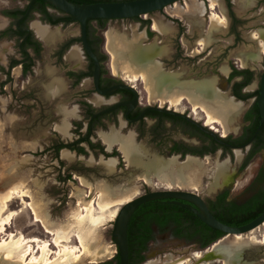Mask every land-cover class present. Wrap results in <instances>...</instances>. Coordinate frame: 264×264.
I'll return each mask as SVG.
<instances>
[{"label": "rangeland", "instance_id": "obj_1", "mask_svg": "<svg viewBox=\"0 0 264 264\" xmlns=\"http://www.w3.org/2000/svg\"><path fill=\"white\" fill-rule=\"evenodd\" d=\"M215 1L220 10L219 8H215L216 10L211 9L209 6L211 1L205 0L211 10L210 14L214 12L226 16L223 9L225 1ZM233 1V9L236 15L245 21V25L241 28V38L238 41H235L234 37L229 34V24L222 26L213 22L210 14L209 16L204 15L206 12L201 16L198 14L191 15L187 12V4L196 8V5L202 2L200 0H181L166 7L163 12L141 16L142 19L151 20L150 29L154 32L152 41L164 50L163 55L155 58L156 61L169 69L168 71L165 70L162 65L165 71L178 74L181 82H194L182 80L181 72H184L186 77L216 75L219 77L224 89L218 78H214L217 79L222 90L226 91L229 84L227 82L228 69L230 70L233 66L240 68V64L242 67L246 66L248 62L245 57L254 54L250 59L256 64L251 63L248 67L255 71V80L246 91L256 90L261 71L264 68V54H260V46L258 50V44L250 39L249 30L264 27V19L259 11H254V8H252L254 6H243L241 4L242 0ZM254 1L256 2V0ZM247 3L249 4L251 1H246L245 4ZM26 5L23 0H0V31L10 24V20L3 14L6 10L24 8ZM34 20L39 21L40 16L35 14L32 21ZM207 20L209 21L207 22ZM32 21H30V24ZM153 23H158L163 28V32L153 30ZM93 25L96 24L93 23ZM108 30L129 36L133 31L147 32V28L141 27V24L137 21L126 19L111 20L107 23L105 29L101 31V35L104 40L103 51L107 57L105 67L108 71L113 72V57L106 49L105 32ZM79 36L80 27L78 24L61 27L59 37L55 42L50 45L42 43V46L43 44L45 46H43L41 57L37 61L33 73L25 77L21 73V67L13 69L10 83L4 87L0 86V211H2L3 219L15 213L12 223L1 234L0 238L5 240L10 233H13L16 234L15 240L37 237L42 241L54 242L60 230L70 228V233L64 237L66 241L62 242L61 246L54 243L51 245L53 253L48 258L53 260L57 258V262L61 261L64 257L60 256V252L62 253L65 247L79 246L78 235L79 233H85L87 237L86 245L90 247L93 258L85 259L83 264H93L106 261L115 256L117 247L112 241L111 231L118 207L140 193V183H144L142 180H150V183L157 182L158 187L161 185L171 186L172 188H175L176 185L185 188L199 187V191L204 190L207 194L210 193V187L212 191H215L212 188V182L215 166L220 160L207 157L202 160L204 167L196 172L166 173L161 177H156L157 180L152 181V178L155 177L154 174H151L149 179L145 178L146 173L144 170L139 166L127 163L120 154L117 145L107 149L100 134L114 128L110 127L109 124H106L107 126L105 125L103 129H97L94 141L101 139L100 141L107 153L117 151L118 154L113 158H116L118 163L116 170L113 172L107 169L105 156L90 151L86 144H82L87 151L86 155L77 157L75 153L69 151L73 154L72 159L64 158L62 151H60L58 157L54 155L53 151H49L47 147L52 142L70 143L79 138L72 130L75 129V122L82 121L78 112L79 103L83 97V92L91 84L86 81L83 85L80 84L75 87L66 79L65 72L68 69H84L87 60L78 43H75L73 47L79 50V59L71 57L69 55L70 50L65 53L62 64H59L53 57L54 50L60 43ZM177 40L181 45L183 55L195 59L194 62H179L177 67L173 66L171 56ZM197 41L201 47L200 49ZM145 42L151 43L147 41V38ZM5 44H9L10 49L6 52L5 62L0 60V84L8 79L3 69L5 71L9 70V60L12 57L19 58L15 40L0 39V49ZM117 47L119 51L125 49L123 43H119ZM201 51H203L201 54H196ZM116 58L119 68L115 74L118 79H124L135 85L142 103L146 104L147 101H150L152 105H155L156 103L167 102L177 109H187L188 112L190 111L188 108L190 105L194 112L192 116L198 119L202 118L201 113H199V111H202L194 109L186 99L177 101L153 95L149 87L146 86L143 74L132 72L126 58L121 56ZM56 84L60 86L59 91L55 89ZM98 101L96 103L100 102ZM66 112H73L74 115H67ZM202 113L204 114V112ZM217 118L222 122L219 116ZM65 120L70 122L69 135L59 129ZM206 120L210 125L218 124L221 126L224 134H227L230 130H235V123L237 122L225 127L220 123H210L207 117ZM86 124V122L83 123L84 131ZM124 126V122H121L118 127L120 133L123 135L132 133L136 140V131L130 129L127 132L128 129H125L126 131L123 133ZM147 142H149L148 138L139 139L138 141L143 146ZM161 155L168 156L165 153H161ZM225 160L229 161V159ZM240 161H237L235 155V162L239 163ZM232 167L234 168V166ZM68 176L71 179L64 182L63 178ZM187 181H190V183L185 186L184 183ZM244 182L245 180L237 176V181L234 184L240 186ZM33 208L40 213L41 218L47 220L53 233L47 232L41 223L35 222ZM220 240H223L224 244L229 245L231 249H235L239 245L244 246L243 262L254 261L252 263L258 264L256 261L264 260V230L262 228L260 230V227L245 235L225 236ZM13 244L4 250L5 254L11 253L12 255H10V258L7 255L8 259L0 255V264H22L24 261L29 262L32 257L40 258L42 256V252L38 249V243H31L20 249H16ZM30 245L32 246L30 247ZM29 249L32 253L23 257L24 261H22L21 255L23 256L25 251ZM105 249L110 250L109 254H103ZM185 250L189 253L196 251L182 249L175 245H153L149 248V255L146 257L145 262L164 260L167 254Z\"/></svg>", "mask_w": 264, "mask_h": 264}, {"label": "flooded vegetation", "instance_id": "obj_2", "mask_svg": "<svg viewBox=\"0 0 264 264\" xmlns=\"http://www.w3.org/2000/svg\"><path fill=\"white\" fill-rule=\"evenodd\" d=\"M23 1H25L27 4L26 0ZM200 1H202L205 8H207L205 11L206 13L204 15L209 16L211 12L209 8L210 4L208 6L205 0H200ZM224 1H225L226 9L223 6V4L222 3L221 4L223 6L224 13L227 16V20H228L227 24H229V34L234 37L235 41L236 40L238 41L241 38V28L245 25V21L236 15L233 9L234 7L233 0H224ZM246 1H251V3L245 4ZM241 4L243 6H250V7L254 6L252 7L254 8V11L255 10L259 11V14L264 19V0H256V2L254 0H242ZM29 5L26 14L29 12V9L31 8V7L29 8ZM217 8H219L220 10V7L217 6L216 9ZM164 10L165 9H163L160 12H163ZM35 14L40 16L39 13H35ZM24 17L25 16H22L18 19V21H16V26L19 25V22H21ZM7 18L10 20V24H11L12 18L11 17H7ZM209 20H207V22ZM30 21L27 23L28 25L27 27L22 25L20 28L23 32H26L22 37V41L28 39V37L30 36V31L33 32L34 38L41 43L42 50L39 56L40 59L43 51V46L45 45L43 44L42 46V43L44 42L41 39H39L38 36H36L35 32L31 28ZM39 21L43 24H48L46 22H43L41 19ZM75 23L78 24L77 22H73L71 24H75ZM93 23H95L96 25H93ZM93 23L92 25L94 26V28L97 29L96 36L102 37L101 31H103V29L98 28L96 22ZM59 25H61L62 27L68 26V25L64 26L63 24H59ZM258 29L264 30V27H257L252 30L250 29L249 36L251 40L255 41L258 44V50H259V46L261 50V45L259 41L251 37V32L253 30H258ZM150 32H152V35L150 34ZM145 33H146L147 41L153 42L152 37L154 35V32L151 31L150 27L149 29L147 28V32ZM10 40H14V39H10ZM72 41H76V42H74L68 48H66V45ZM75 43L80 44L79 37L70 38L60 43L56 47L53 53V57L59 64H62L64 62L63 60L65 53H67ZM103 45H104V40L99 45L98 51L99 54L105 55L103 51ZM197 45L199 46L200 49L201 47L198 44V41H197ZM258 50L256 51V53L258 52ZM203 51L196 54H201ZM28 53L32 54L31 48L28 49ZM83 53L87 60V64L85 68L77 69V70L68 69L65 72L66 79L69 80L71 84L75 85V87L80 84L83 85V83H85L86 81H89L91 84L90 87L86 89L85 92H83L82 95L83 97L79 103L78 112L80 114V118L82 119V121L75 122L74 123L75 129L72 130V132L74 134H77L79 138L71 142L76 143L78 140L84 139V141L86 142H81L80 145L82 146V144H86L87 148L91 151L90 146L87 143L88 139H90L94 143L98 141L101 142L100 141L101 139H97L94 141V138H96L97 129L99 128L103 129L106 124H109L110 127L118 128L121 122H124L125 126L122 132L125 133L124 132L126 131L125 129H128L127 132L130 131V129L135 130L136 134L135 133L134 134L136 136L137 142L139 141V139L148 138L149 142L145 143L144 146L147 148V150L149 151L151 150L150 153L152 152V154H156L167 159L175 157L177 158V160L179 159L178 161L180 162L184 161L188 156L197 158L199 160H204L207 157L212 158L214 160L217 158L220 161L229 159L231 165L234 166V168L233 167L232 168L234 169L235 176L241 177L243 180H245V182L240 186H237L236 184L226 185L222 188L221 187L217 188V190L215 189V191H212L210 187V193L206 194L204 190L199 191V187L185 188L178 185H176L175 188H172L171 186L166 187L163 185L158 187L157 182L150 183V180L147 181L141 179L142 181H144V183H140L141 185L140 193H148L153 190H162V189H174V190H182V191L196 193L199 197L202 198L208 210L212 214H213L212 211H215L217 215L224 217L227 216L232 218L233 225L231 226H234V224H241V225L248 224L257 217H259L264 212V121L261 122V116L258 105H257V110H254V105L257 104L259 98V83H258V88L256 90L252 92L246 91V89H248L251 83L255 80V74H256L255 71L248 67L251 63H255L252 62L250 59V57L253 56L254 54L247 56L248 58L245 57V59H247L248 62L246 66L242 67L238 60V63L240 64V68L233 66L232 68H230V70L228 69L229 75L227 77V82L229 84L227 86V90L224 92L227 93L228 96L232 97L234 100L243 103L245 105V110L239 117L238 121L235 123V130H230L228 131L227 134H224L221 126H219L218 124L215 125L208 124L206 117L202 112L199 111V113H201L202 115V118L200 119L196 118L195 116H192V113L194 112L190 105L188 107L190 111L188 112L187 109L185 110L177 109L167 102L164 103L160 102L159 104L156 103L155 105H152L150 101H147L146 104L142 103L140 101L141 97L139 96V91L137 90L135 85L130 84L124 79H120V78L118 79L117 75L114 72H110L106 69L105 67L106 60L100 61L97 54H95L101 66L99 84H98L100 90H106L114 86L125 84L135 89L136 91L135 93L128 89L118 88L112 94L109 95H104L100 93L96 89L93 79L94 66L91 67L92 60L86 55L85 52ZM21 57L22 55L19 54V58ZM171 58H172L171 63L173 64L174 67H177L179 62L195 61V59H192L190 57H185L183 55V51L181 50V45L178 40L176 41V44L173 48V55L171 56ZM10 62L11 60H9L8 63L9 66H10ZM35 66L33 67V71ZM17 67L20 68L21 66H15L13 68L9 67V70L5 72V74L8 77L5 85L10 83L12 78L11 71L13 69H16ZM164 69L167 71L169 70L166 69L165 67ZM170 71H176V70H170ZM244 71L252 72L254 74V78L252 82L240 88L238 84L246 81L248 76L246 75V73L245 74L243 73L241 75L232 77V74L237 72H244ZM21 73L25 77L29 75V74L27 75L23 74L22 67H21ZM181 73H182V80H186V81L198 82L204 79H211L214 77L218 78L219 80V77L216 75L207 76V77H202V76L186 77L184 72ZM219 82L224 89V86L220 80ZM256 91H258V96H249L248 98L245 99L238 98L239 94H251V93H255ZM136 95H137V100L134 104H132ZM97 100H99L100 102L98 101L99 103H96ZM123 104H127V105H123ZM116 105L118 106L115 107L114 109L100 115L98 114ZM147 107L162 108L165 111H160L157 109H149L144 113L142 118H139V116L143 114V112L146 110ZM84 122L87 123L85 127V131L83 127ZM78 123H81L80 128ZM209 132H211L212 134ZM52 144L53 142L51 143V145ZM76 149L78 150V148ZM63 150L66 149H62L61 151ZM77 150H73V151L70 150V152L71 153L73 152L76 154L77 157H80L82 154H78ZM49 151H54V150L52 149ZM96 151H99V149H96ZM237 151L242 154V159L239 163L235 162V152ZM161 153L168 154V156H163L161 155ZM257 159L260 160L258 161ZM154 176L155 177L152 178V181L157 180L156 179L157 176L155 174ZM189 183L190 181H187L184 184L186 186ZM210 186H211V182H210ZM184 205L191 206L192 208H197L195 204L184 199L162 198L158 200L149 201L143 205H140L135 210L131 219H132L133 230L135 231L136 248L134 250L131 262L133 263L137 262V264H145L146 263L145 259L149 255V248L150 246L153 245L154 246L175 245L176 247L178 246L181 247L182 249L184 248V249L202 251L204 249L206 250V248L208 249V247L214 243V242L211 243L209 246H203L206 240V236L203 235V233H208V231L205 230V228L201 225L200 222L197 221V219H199L197 215ZM238 217H244L245 220L243 221V223L238 222L237 220ZM259 227L260 230L261 228L262 230H264V223H262ZM243 250L244 249H242V251ZM116 253L118 252L116 251ZM243 254L244 252H242V256ZM141 257H143L142 261L140 260ZM111 259L113 258H110L108 260ZM248 262H250L249 264H254L252 263L254 261H248ZM248 262L242 261V263H248ZM261 262H264V260L256 261V263L258 264H261Z\"/></svg>", "mask_w": 264, "mask_h": 264}, {"label": "bare ground", "instance_id": "obj_3", "mask_svg": "<svg viewBox=\"0 0 264 264\" xmlns=\"http://www.w3.org/2000/svg\"><path fill=\"white\" fill-rule=\"evenodd\" d=\"M210 1V8L214 10L217 6V2L215 0ZM196 6L195 8L187 4V12L191 13V15H203L205 13L203 2H199V5ZM210 18L213 22L222 26L227 24L225 15L212 12ZM31 27L39 39L46 44L50 45L59 37L60 27L51 28L38 20H34L31 23ZM152 28L157 32H163V28L158 23H153ZM252 37L259 41L261 45L260 54H264V30H254L252 32ZM105 38L106 49L113 57V72L117 73L119 68L116 57L121 56L126 58L132 72L143 74L146 86L149 87L153 95L177 101L186 99L194 109H200L204 112L210 123H220L225 127L234 124L242 113L244 107L243 103L229 97L219 86L216 78L204 79L198 82H181L178 74L165 71L160 62L155 59L157 56L163 55L164 50L157 46L155 42L146 43V34L144 31H133L132 34L128 36L120 35L113 30H108L105 32ZM119 43H123L124 50H118L117 45ZM9 49V44L3 45L0 49V60L2 62H5L6 52ZM69 55L75 59H79L80 52L78 49L72 47L69 51ZM16 69H19V67ZM55 89L57 91L60 90L59 84H56ZM66 114L74 115L73 112H66ZM217 116L222 119V122L218 120ZM59 129L69 135V121L65 120L60 125ZM100 135L107 149H111L113 146L117 145L124 160L129 164H134L142 168L146 173L144 177L147 179L150 178L151 174L161 177L166 173L183 171L196 172L204 167L203 161L194 157L188 156L184 161L180 162L175 157L167 159L152 154L143 145L136 142L132 133L123 135L118 128H112L108 132H101ZM62 155L66 159L73 158V154L68 150H63ZM235 155L237 161L241 160L242 154L240 152H235ZM90 161L92 162L93 160ZM117 163L118 160L113 157L105 160L107 169L112 172L116 170ZM236 181L237 177L235 176L231 163L228 160L218 161L215 166L212 182L213 190L224 185H232L236 183ZM82 184L84 183L82 182ZM33 214L35 216V222L41 223L47 232L53 233L51 225L46 219L41 218L40 213H38L35 208H33ZM14 215L15 213H12L6 219H3L2 211H0V236L12 223ZM69 233L70 228L60 230L54 242L47 240L42 241L37 237L28 239L18 238L15 240L16 234L10 233L5 240L0 238V255L4 256L6 259L10 258L12 254H5L4 250L12 243H14L13 245L16 249L23 248L31 243H38V249L42 252V256L40 258L32 257L29 262H25L23 257L32 253L29 249L25 251L23 256L21 255V260L24 261L22 264H83L85 259L92 257L90 247L86 245L87 237L85 233H79L78 235L79 246L73 248L65 247L63 252H60V256L64 257L61 261L57 262V258L54 260L48 258V256L53 253L51 245L54 243L61 246V243L66 241L64 237ZM31 246L32 245H30V247ZM243 247L244 246L239 245L235 249H231L229 245L224 244L223 240H218L212 247L210 246V248L208 247L206 250L204 249L192 253H189L187 250L175 251L174 254H167L164 260L152 261L147 264H249L242 263L241 261ZM109 252V249H105L103 254H109ZM7 255L9 256L8 258L6 257Z\"/></svg>", "mask_w": 264, "mask_h": 264}, {"label": "water", "instance_id": "obj_4", "mask_svg": "<svg viewBox=\"0 0 264 264\" xmlns=\"http://www.w3.org/2000/svg\"><path fill=\"white\" fill-rule=\"evenodd\" d=\"M45 1H47L50 5H52L56 9L70 15L72 20L79 24L80 27L79 45L82 48L83 52H85L86 55L92 60L94 66L93 79H94L95 87L100 93L104 95H109L112 94L118 88L128 89L135 93L136 91L135 89L125 84L114 86L106 90L99 89L98 84H99L101 66L97 56L91 49L88 42V37H87L88 20L133 19L135 17H141L146 14L160 12L166 7L171 6L172 4L177 3L181 0H130V1H118V2H98L92 4H76L68 0H45ZM32 2L33 1H31L29 8L31 7ZM45 25H48L51 28L62 27L61 25L59 26H51L49 24H45ZM136 100H137V95L133 100L132 104H134ZM123 105H127V104H123ZM257 105L261 116V122H263L264 121V70L260 75L259 98ZM117 106L118 105L113 106L98 114L100 115L106 113ZM149 109H157L160 111H165L162 108L147 107L146 110L143 112V114L139 116V118H142L144 113ZM109 158L112 157H108V158L104 157V159H109ZM162 198L184 199L195 204L197 208H192L191 206L188 205H184V206L192 210L204 224L224 233L223 237L248 234L257 227H259L262 223H264V212H263L259 217H257L252 222L245 225L231 226L225 224L219 221L208 210L202 198L193 192L174 190V189H162V190H153L148 193H139L129 201L123 203L122 205H119L117 215L113 224V229L111 231V238L117 247V252L120 258V264H129L128 226L133 213L140 205H143L149 201L158 200Z\"/></svg>", "mask_w": 264, "mask_h": 264}, {"label": "trees", "instance_id": "obj_5", "mask_svg": "<svg viewBox=\"0 0 264 264\" xmlns=\"http://www.w3.org/2000/svg\"><path fill=\"white\" fill-rule=\"evenodd\" d=\"M26 1H27V5L24 8H16V9H12V10H6L3 13L6 17H11L12 21H11V24L7 28L0 31V39H4V38L14 39L16 42L15 46H16L17 53L22 55V57L19 59L12 57L10 59L11 62H10L9 67L13 68L15 66H21L24 75L33 73V67L36 65V62L39 59L40 52H41L42 48H41V43L34 38V34L31 31H30V36L28 37V39H25L24 41H22V37L26 32H23L20 29L21 26L24 25L27 27L28 26L27 23L30 20L34 19L35 13H39L40 19L43 22H46L52 26H56L59 24H63L64 26H67V25L74 22L70 15L56 9L55 7L50 5L45 0H26ZM31 1H33L31 8L29 9V12L26 14L27 9H28V5H29V3H31ZM68 1L76 3V4H92V3H98V2H118V1H130V0H68ZM22 16H25V17L23 18V20L21 22H19V25L16 26V21H18V19ZM126 20H133V21L140 22L142 27H147L148 29L151 25L150 19H142L141 17H135L133 19H126ZM109 21H111V20H108V19L92 20V19H90L87 22V37H88L90 47L92 48L94 53L97 54L100 61L106 60L107 57L104 54H99L98 49H99V45L103 42V38L96 36L97 29L94 28L92 23L96 22L98 28L105 29V27ZM150 34L152 35V32H150ZM74 42H76V41L69 42L66 45V48H68ZM30 48L32 49V54L28 53V49H30ZM91 67H93L92 63H91ZM3 71L6 72L5 69H3ZM243 73L244 74L246 73V75L248 77H247L246 81L238 84V86H240V88H242L246 84H249L250 82H252V80L254 78V74L252 72H249V71L233 73L232 77L241 75ZM5 83H6V81L2 82L1 87H3L5 85ZM239 93H240V91H239ZM249 96H258V91H256L255 93H251V94H239L238 98L245 99V98H248ZM254 110H257V104L254 105ZM78 125L80 128L81 123H78ZM81 142H86V141H84V139H80L76 143H73V142L64 143L62 141H56V142H53V144L48 147V150L53 149L54 150L53 153H54V155H56V157H58V155L62 149H69V150L73 151V150H77L76 148H78V150H77L78 154L86 155L87 151L84 147H82L80 145ZM87 143L89 144L91 151L96 152L97 154L98 153L103 154L106 158L113 157V156H116L118 154L117 151H113L112 153H107L104 149V146L99 141L94 143L90 139H88ZM96 149H99V151H96ZM120 154H121V152H120ZM70 179H71L70 176L64 177L63 181L65 182V181L70 180ZM212 212L219 221H221L225 224H228V225H233L232 224V218L227 217V216L224 217V216L217 215L215 213V211H212ZM237 220L239 223H243V221L245 219H244V217H238ZM197 221L200 222L201 225L205 228V230H207L209 233V234L203 233V235L206 236V240H205L203 246H209L211 243L216 242L217 240H219L220 238H222L224 236V233L205 225L199 219H197ZM240 225L241 224H234V226H240ZM135 248H136L135 231L133 230L132 219H131L130 223H129V227H128L129 264H137V262H134V263L131 262ZM140 260L142 261L143 257H141ZM95 264H120L119 254L116 253L115 256L113 257V259H111V260H107L105 262H99V263H95Z\"/></svg>", "mask_w": 264, "mask_h": 264}]
</instances>
